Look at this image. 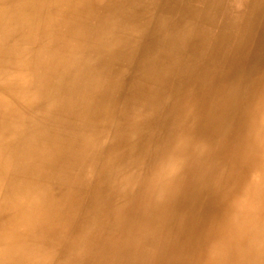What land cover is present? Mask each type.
I'll return each instance as SVG.
<instances>
[{"label": "bare ground", "instance_id": "bare-ground-1", "mask_svg": "<svg viewBox=\"0 0 264 264\" xmlns=\"http://www.w3.org/2000/svg\"><path fill=\"white\" fill-rule=\"evenodd\" d=\"M159 1L168 9L171 0ZM138 16L131 5L120 0H0V264H80L92 247L90 233H97L99 225L111 217L120 224V185L116 184L110 195L108 185H93V177L107 174L111 168L118 174L119 163L125 164L127 152L135 149L130 141L136 129L129 119L108 125L99 124L98 119L106 106L105 76L123 72L109 59L118 60L126 53L122 38L135 36L131 28L139 30ZM233 26L226 22L227 30H219L214 51H226L229 59L222 63L228 67L215 75L216 82L210 78L201 87L209 97V102L199 107L201 116L223 124L220 106L229 107L228 100L237 94H244L239 102L259 95L263 112L255 115L236 159L241 166L231 165L228 199L217 211L208 238L199 242L201 256L194 264H264V73L256 80L249 72L245 75L244 66L231 67L235 63L231 64V53L245 49L247 39L255 34L237 33ZM228 42L233 45L226 46ZM138 72L147 81L154 74L152 69ZM139 94L133 95L135 102L142 99ZM234 120L231 116L226 124ZM200 122V117L192 118L193 126ZM185 151V146L176 148L180 156ZM89 189V208L86 206L77 220ZM194 222L190 219L188 236ZM74 224L71 243L57 259L56 252ZM102 243L100 249H104ZM99 251L89 264L104 263V253Z\"/></svg>", "mask_w": 264, "mask_h": 264}, {"label": "rangeland", "instance_id": "rangeland-1", "mask_svg": "<svg viewBox=\"0 0 264 264\" xmlns=\"http://www.w3.org/2000/svg\"><path fill=\"white\" fill-rule=\"evenodd\" d=\"M120 1L137 11L140 28H131L135 32L131 40L122 38L127 48L124 56L115 61L109 59L123 72L118 76H105L106 106L101 110L98 122L108 125L122 119L134 121L132 127L136 129V135L130 143L135 149L127 152L125 164L119 163L118 174L114 173V168L107 174H96V177L94 174L93 185H108L106 190L110 195H113L115 185H120L118 204L121 214L120 224L116 217H111L108 223L99 225L97 233H90L91 248L95 247L97 253L103 251V264H194L201 256V244L213 230L217 211L228 199L232 186L231 165L241 166L236 159L247 141L248 131L253 128L255 117L263 112L259 95L248 100L244 97L245 100L239 102L244 94H237L228 100L231 101L229 107L220 106L219 113L225 116L223 124L209 122L199 110L202 104L209 102L201 87L204 88L210 78L216 82L215 75L228 67L223 64L225 61L222 63L225 58L229 59L226 51L219 54L214 51L219 30L226 29V22L233 24L237 33L250 32L252 35L255 32L252 39H247L245 49L231 53V64L235 62L231 67L244 66L245 75L249 72L256 80L259 73H264V0H171L168 9H163L159 0L156 3L152 0ZM232 45V42L226 44ZM128 56L129 59L125 58ZM139 69H152L154 74L147 81L139 75ZM234 78L235 74L231 79ZM244 85L245 82L239 88ZM139 91L142 99L135 102L133 95ZM231 116L235 120L226 124ZM193 117H200L202 122L193 126ZM182 146L186 151L180 156L176 148L179 150ZM213 175L215 178L211 179ZM91 194L90 189L84 193L85 201L78 210L77 220L85 207L89 208ZM192 218L195 219L194 227L188 236L187 228ZM72 227L56 252L57 259H61V252L71 243L69 240L76 224ZM104 233L108 235L102 236ZM101 241L105 244L104 249H100ZM91 248L80 258L82 264H89L93 259L95 252Z\"/></svg>", "mask_w": 264, "mask_h": 264}]
</instances>
